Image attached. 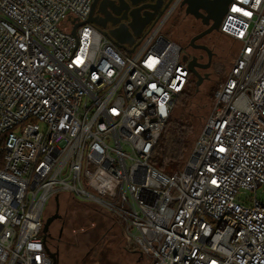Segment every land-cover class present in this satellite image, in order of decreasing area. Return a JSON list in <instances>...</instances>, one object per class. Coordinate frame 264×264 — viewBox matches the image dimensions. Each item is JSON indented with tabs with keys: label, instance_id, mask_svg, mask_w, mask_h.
<instances>
[{
	"label": "built area",
	"instance_id": "obj_1",
	"mask_svg": "<svg viewBox=\"0 0 264 264\" xmlns=\"http://www.w3.org/2000/svg\"><path fill=\"white\" fill-rule=\"evenodd\" d=\"M93 2L0 0V264H53L44 214L62 191L151 264H264V200L238 199L264 187V0L230 2L220 32L241 49L173 173L151 157L192 73L162 33L178 0L127 49L88 21Z\"/></svg>",
	"mask_w": 264,
	"mask_h": 264
},
{
	"label": "rangeland",
	"instance_id": "obj_2",
	"mask_svg": "<svg viewBox=\"0 0 264 264\" xmlns=\"http://www.w3.org/2000/svg\"><path fill=\"white\" fill-rule=\"evenodd\" d=\"M183 16L181 10L173 13L162 33L184 48L197 29H193ZM208 37L215 44L213 64L206 71L197 67L204 77L199 86L198 76L192 73L188 90L176 101L159 139V142L165 139L167 144L179 139L180 127L185 137L190 138L188 158L211 112L216 90L226 80L241 49V42L220 31ZM169 170L168 173L175 172ZM255 194L264 200V187H260L257 192L243 191L238 199L246 201L249 196L255 197ZM59 205L60 217L52 223L48 239L52 251L58 253L56 264H151L150 256L126 247L122 223L106 208L83 201L68 191L59 194ZM56 212L57 201L51 197L46 203L45 219Z\"/></svg>",
	"mask_w": 264,
	"mask_h": 264
},
{
	"label": "flooded vegetation",
	"instance_id": "obj_3",
	"mask_svg": "<svg viewBox=\"0 0 264 264\" xmlns=\"http://www.w3.org/2000/svg\"><path fill=\"white\" fill-rule=\"evenodd\" d=\"M175 2L176 0H97V7L93 17L104 23L108 20L119 21L131 12L135 16L134 24L139 28L144 24L140 12L152 6L153 10L148 12L147 18H151L154 13L155 17H157L162 12L165 14ZM219 3L220 0H178L172 11L173 14L181 10L184 14L183 18L187 19L193 29H197L187 46L183 48V51L184 54L189 56L190 60L199 63L198 68L202 71H206L213 64L216 53L215 44L208 40V36L218 31L213 30L199 38H196V36L207 30L214 23V18L219 12ZM100 4L102 11L98 12ZM188 9L190 10L189 12H187ZM123 21L124 19L121 22ZM140 37L124 34V38L134 42H137Z\"/></svg>",
	"mask_w": 264,
	"mask_h": 264
},
{
	"label": "water",
	"instance_id": "obj_4",
	"mask_svg": "<svg viewBox=\"0 0 264 264\" xmlns=\"http://www.w3.org/2000/svg\"><path fill=\"white\" fill-rule=\"evenodd\" d=\"M231 1L232 0H220L219 12H218V15L214 18V23L207 30L203 31L201 34L196 36V38H199L213 30L220 31V25H221L222 19L229 8V4ZM96 7H97V0H94L92 4V11H91L90 17L88 18V21L93 22L96 25H98L100 30L105 35L111 37L114 40L115 44L121 49H127V44L134 43V41H131V40L129 41L128 39L124 38V34L133 35V36H141L143 35L148 25L149 27H152L155 24V22L163 15V12H162L159 16L155 17V13H154V15L151 18H147L148 12L153 10L152 6H149L146 10L140 12V15H141L142 20L144 21V24H142L143 25L142 27L138 28L134 24L135 16L131 12L128 14V16L121 18L119 21L118 20L117 21L108 20L104 23H101L99 20H96L95 17H93V13L95 12ZM101 11L102 10H101V4H100V6L98 7V12H101ZM189 11L190 10L188 9L187 12ZM122 19H124L123 22H121ZM73 33H76V28L73 30ZM138 43L134 44V47L131 49H128V51L132 52ZM183 58L189 61V67L191 69V72L198 76L199 80L197 82V85L199 86L202 80L204 79L203 75L197 69V67H199V63H197L194 60H190L189 56L186 54H184ZM55 199L57 201V212L45 219L44 227H43V233H44L43 239H44L45 248H46L47 253L53 258L54 263H57L58 253L52 251L51 247L48 245V238L51 236V233L49 231L51 224L56 218L60 217V214L58 213L59 206H60L59 205V194L55 195Z\"/></svg>",
	"mask_w": 264,
	"mask_h": 264
},
{
	"label": "trees",
	"instance_id": "obj_5",
	"mask_svg": "<svg viewBox=\"0 0 264 264\" xmlns=\"http://www.w3.org/2000/svg\"><path fill=\"white\" fill-rule=\"evenodd\" d=\"M191 75H192V73H191ZM189 84H190V79H189V82L187 84V87H186L185 91L182 94H180L179 97H181L182 95H184L187 92ZM179 97H178V99H179ZM179 129L178 130H179V132L181 134L179 136V139H173L172 142H170V144L169 143L168 144L165 143V139L163 141H161V142L158 141V143L155 146L154 151L152 153V157H151L152 163L157 168L161 169L162 171H164L166 173H168L170 171L169 169H171L172 171H176L177 169L183 168L184 165L186 164L185 161H186V159L188 158V155H189L188 149H189V146H190V138L188 136L189 140L187 141L188 138L185 137L184 131L181 130L180 127H179ZM185 133L187 134V132H185ZM159 155H160V157H159ZM53 264H56V263L53 262Z\"/></svg>",
	"mask_w": 264,
	"mask_h": 264
},
{
	"label": "crops",
	"instance_id": "obj_6",
	"mask_svg": "<svg viewBox=\"0 0 264 264\" xmlns=\"http://www.w3.org/2000/svg\"><path fill=\"white\" fill-rule=\"evenodd\" d=\"M147 29V28H146Z\"/></svg>",
	"mask_w": 264,
	"mask_h": 264
}]
</instances>
